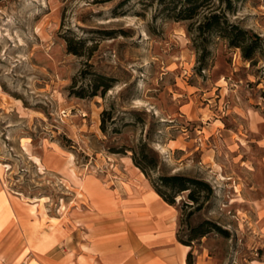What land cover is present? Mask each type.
<instances>
[{"label": "rangeland", "instance_id": "obj_1", "mask_svg": "<svg viewBox=\"0 0 264 264\" xmlns=\"http://www.w3.org/2000/svg\"><path fill=\"white\" fill-rule=\"evenodd\" d=\"M210 12L256 40L251 60L198 31ZM98 76L110 88L89 96ZM263 121L264 0H0V264L27 260L39 216L81 229L85 179L121 208L149 197L129 152L140 141L152 178L211 188L168 208L180 245L205 220L220 230L191 242L194 264L264 263Z\"/></svg>", "mask_w": 264, "mask_h": 264}, {"label": "crops", "instance_id": "obj_2", "mask_svg": "<svg viewBox=\"0 0 264 264\" xmlns=\"http://www.w3.org/2000/svg\"><path fill=\"white\" fill-rule=\"evenodd\" d=\"M261 143L264 148V121ZM81 185L90 199L92 216L80 222L81 229L59 219H55L58 224H50L39 216L35 237L26 244L29 264H186L189 247L185 250L176 242L169 222L172 207L153 189L146 193L149 197L137 200L139 205L121 208L99 190L94 179H85ZM39 205L31 204L30 212L35 213ZM27 260L21 264H28ZM196 264H210V260L201 262L198 257Z\"/></svg>", "mask_w": 264, "mask_h": 264}, {"label": "trees", "instance_id": "obj_3", "mask_svg": "<svg viewBox=\"0 0 264 264\" xmlns=\"http://www.w3.org/2000/svg\"><path fill=\"white\" fill-rule=\"evenodd\" d=\"M228 2V0H226ZM187 4H191V0H187ZM200 4L196 1V11ZM195 8H187L184 10L186 16L183 19H188L194 15ZM198 31L212 32L227 41L228 45L234 48L240 49L242 58L245 60H251L255 50L257 49L256 40L247 39V32L239 29L237 26L228 24L226 17L222 14L210 12L209 16L204 17L202 24L199 25ZM109 80L102 76L96 77L93 84L92 93L89 96H96L99 89L101 96H104L106 91L109 90L110 84H107ZM80 97H83L79 93ZM108 112L103 111L101 113L100 130L105 131V116ZM109 116V115H108ZM132 125V123L128 124ZM125 149L113 150L116 154H126ZM131 152V160L133 165L140 170V173L149 181L153 191L160 197V199L168 206H176L177 198L182 194H187L188 202L183 204L188 209H192L194 205L198 204L200 200V194L202 192H209L211 188L209 185L199 179L188 177L184 175H168L163 174L152 178V173L157 169L159 160L155 156L153 150L146 142H138V144L129 150ZM194 209V208H193ZM196 210V208H195ZM191 213V210L190 212ZM220 231L219 228L205 220L196 227L190 229V236L187 242H184L177 238L178 242L184 246H191V242L202 238L210 232ZM186 264H194L193 254L191 251L187 253Z\"/></svg>", "mask_w": 264, "mask_h": 264}]
</instances>
